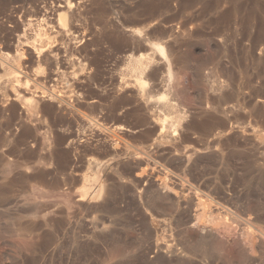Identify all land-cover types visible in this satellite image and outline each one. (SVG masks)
Segmentation results:
<instances>
[{
  "label": "rangeland",
  "instance_id": "obj_1",
  "mask_svg": "<svg viewBox=\"0 0 264 264\" xmlns=\"http://www.w3.org/2000/svg\"><path fill=\"white\" fill-rule=\"evenodd\" d=\"M0 264H264V0H0Z\"/></svg>",
  "mask_w": 264,
  "mask_h": 264
},
{
  "label": "bare ground",
  "instance_id": "obj_2",
  "mask_svg": "<svg viewBox=\"0 0 264 264\" xmlns=\"http://www.w3.org/2000/svg\"><path fill=\"white\" fill-rule=\"evenodd\" d=\"M133 64H134V63H133ZM131 68H132L133 71H137V72H139V71H142V68H143V67H141L140 64H136L134 67L131 66ZM143 69H144V68H143ZM140 73H141V72H140ZM141 84H143V83H141ZM139 88H140V87H139ZM144 88H146V87H144ZM143 90H144V89H143ZM138 93H139V92H138ZM147 95H148V94H147ZM144 96H145V94H144ZM148 97H149V96H148ZM150 98H151V97H150ZM146 99H147V98H146ZM148 100H149V99H148ZM154 103H155V102H154ZM156 103H157V102H156ZM158 104H159V103H158ZM153 105H154V104H153ZM160 106H161V105H160ZM152 109H153V108H152ZM149 111H150V110H149ZM153 111H154V110H153ZM152 114H153V113H152ZM142 171H143V170H142ZM141 175H142V174H141ZM165 186H167V185H165ZM167 187H168V186H167ZM164 189H166V188H164ZM101 196H102V195H101ZM201 203H203V202H201ZM201 205H203V210H202L201 213H202L203 216H205V215H207V214L205 213V210H206V208H205V207H206V204L203 203V204H201ZM206 211H207V210H206ZM208 212H209V211H208ZM205 220H207V219H205ZM185 223H186V222H185ZM227 228H229V227H227ZM176 234H178V233H176Z\"/></svg>",
  "mask_w": 264,
  "mask_h": 264
}]
</instances>
